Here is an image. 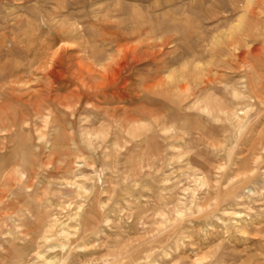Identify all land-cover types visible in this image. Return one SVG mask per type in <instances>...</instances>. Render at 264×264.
Returning a JSON list of instances; mask_svg holds the SVG:
<instances>
[{"label": "rangeland", "instance_id": "1", "mask_svg": "<svg viewBox=\"0 0 264 264\" xmlns=\"http://www.w3.org/2000/svg\"><path fill=\"white\" fill-rule=\"evenodd\" d=\"M66 178L58 264H264V0H0V264Z\"/></svg>", "mask_w": 264, "mask_h": 264}, {"label": "bare ground", "instance_id": "2", "mask_svg": "<svg viewBox=\"0 0 264 264\" xmlns=\"http://www.w3.org/2000/svg\"><path fill=\"white\" fill-rule=\"evenodd\" d=\"M226 36V35H225ZM227 38V37H226ZM229 38V37H228ZM226 39V41H224L225 43H223L222 46L215 48L216 50L213 51V53H217L218 55L220 54V51L222 52L223 47L228 49V46L230 48H232L234 46V38L231 37V39ZM239 43V42H238ZM236 44V43H235ZM42 51V50H41ZM232 51V50H231ZM214 53V54H215ZM234 56V54H233ZM41 57V56H40ZM46 58V56H45ZM41 59V58H40ZM236 60V59H235ZM40 63V62H38ZM211 64V63H210ZM213 64V63H212ZM199 69V67H198ZM210 69H208L207 71H209ZM210 72V71H209ZM208 72V73H209ZM208 73H206V75L208 76ZM198 75V74H197ZM204 75V76H206ZM199 76V75H198ZM210 76H208V78L206 77L205 80H201L202 83H204V88L209 85L211 83V80L209 78ZM219 77V76H218ZM192 79V78H191ZM202 79V77H201ZM214 79H217L216 76L214 77ZM205 81V82H204ZM190 83V82H189ZM199 84V83H198ZM224 84V83H223ZM180 95V94H179ZM181 96V95H180ZM209 101V100H208ZM200 109V108H199ZM209 109V107H208ZM212 109V108H211ZM222 109V108H221ZM222 112V110H221ZM244 114V112H243ZM228 115V114H227ZM174 134V133H173ZM42 136V135H41ZM63 141V140H62ZM57 151V150H56ZM22 156V154H21ZM27 157V156H26ZM54 159V158H53ZM31 163V162H30ZM49 166V165H48ZM15 171V169H12ZM182 171V170H181ZM3 172V171H2ZM22 173V171H21ZM20 173V176H21ZM10 175H12V172L8 173L6 176L9 177ZM28 175V174H27ZM21 178V177H20ZM85 178V176H84ZM93 178V177H92ZM91 178V179H92ZM14 179V177L12 178ZM18 179V178H17ZM16 180V179H15ZM19 181V180H18ZM80 181V180H79ZM20 182V181H19ZM53 182V181H52ZM61 182V181H60ZM78 181H75V179L73 178H66L63 183H57V185L59 184L60 186H63L62 184H64L65 186H63L64 188H67L68 191H66V195L71 194L72 196H74V198H77L80 202L74 203L73 207H74V213H70V214H65L62 215L63 211H65V209L67 208H71L69 206H71V204L69 202V204H65L64 201H61V199L63 200V198L66 196L62 193L61 190H59V188H56V190H53L52 200H49V205H48V210H49V215L46 217L47 221L43 224H41V228L39 229V231H35V236H34V240L36 247H33V253L35 255V258L37 259H41L42 264H58L59 262L55 261V256H51L48 257L45 254H47L49 251H53V249H57V253L60 254H64V255H72L74 253H80V255H86V254H91L95 253V250L97 248H99L100 246H97L95 244L91 243V246L89 245L88 237L87 235L84 233V230L81 228H76L75 225H70L71 222L75 223L79 221V217H80V213H78L79 211L84 210L83 206L85 204L89 203V199L90 197L88 196L90 191L86 190L85 187H81V185H78L77 183ZM24 183V181L22 182ZM55 183V182H53ZM13 184V183H12ZM80 184V183H79ZM16 185V184H15ZM93 185L95 184H91V242L93 240L94 237H97V235H93L94 233H96V228H95V216H96V207L93 204ZM28 187H30L29 185H27ZM54 186V185H53ZM86 186V185H84ZM62 187V188H63ZM87 188V186H86ZM37 189V188H36ZM61 189V188H60ZM12 190V189H11ZM44 190V189H43ZM52 191V190H51ZM25 192V191H24ZM31 193V192H30ZM47 194V193H46ZM64 195V197H63ZM27 196V195H26ZM48 196V195H47ZM70 197V196H69ZM27 198V197H26ZM47 198V197H46ZM73 198V197H72ZM73 198V199H74ZM29 199V198H28ZM97 199V198H96ZM7 200V199H6ZM3 201V200H2ZM16 201V200H15ZM39 201V200H38ZM67 201V200H65ZM75 201V200H74ZM13 202V201H12ZM7 203V202H6ZM101 204V203H100ZM18 205V204H17ZM40 205V204H39ZM45 205V203H44ZM103 205V204H102ZM5 206V205H4ZM43 206V205H42ZM86 206V205H85ZM9 207V206H8ZM15 208V207H14ZM19 210V209H18ZM29 210V209H28ZM38 210V209H37ZM88 210V211H89ZM13 211V210H12ZM47 212V210H46ZM19 213V212H18ZM21 213V212H20ZM15 213H12V215H14ZM45 214V212H44ZM64 214V213H63ZM9 215V214H8ZM38 215V214H37ZM39 215H41V213H39ZM38 215V216H39ZM20 216V215H19ZM4 217V216H3ZM2 217V218H3ZM8 217V216H7ZM9 218V217H8ZM36 218V217H35ZM64 218V219H63ZM81 218V217H80ZM11 219V218H9ZM34 219V218H33ZM105 219V218H104ZM15 228H21V223H20V218L17 215L13 216L12 219ZM36 221V220H35ZM40 221V220H39ZM88 221V220H87ZM37 222V221H36ZM89 222V221H88ZM38 223V222H37ZM81 224V223H79ZM90 224V223H89ZM26 225V224H25ZM39 225V224H38ZM101 225V224H100ZM33 226V225H32ZM35 226V225H34ZM37 227V226H36ZM29 228V227H28ZM99 226L97 227V230ZM18 229H16L18 231ZM22 229V228H21ZM27 229V228H26ZM81 229V230H80ZM30 230V228H29ZM36 230V229H35ZM86 230V229H85ZM16 231V232H17ZM28 231V230H27ZM33 231V230H32ZM32 231L29 233L31 234ZM6 232L2 231L0 234H4ZM10 233V231H9ZM8 233V234H9ZM23 234V233H22ZM27 234V233H26ZM25 234V235H26ZM89 234V233H88ZM90 235V234H89ZM20 236V235H19ZM32 236V235H30ZM12 237V236H11ZM23 238V237H22ZM26 237L24 236V239ZM23 239V241H24ZM28 239V238H27ZM100 239V238H99ZM19 240V239H18ZM29 242V241H28ZM27 243V242H26ZM32 244V243H31ZM30 245V244H29ZM31 246V245H30ZM14 247V246H13ZM31 248V247H29ZM49 254V253H48ZM18 257V256H17ZM22 262V261H21ZM22 264H27V263H22Z\"/></svg>", "mask_w": 264, "mask_h": 264}]
</instances>
